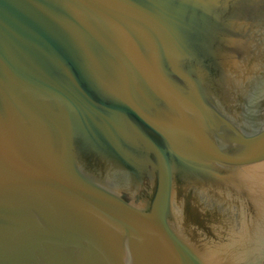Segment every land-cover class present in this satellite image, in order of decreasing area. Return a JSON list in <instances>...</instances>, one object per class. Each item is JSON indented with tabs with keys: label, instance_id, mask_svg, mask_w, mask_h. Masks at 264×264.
<instances>
[{
	"label": "water",
	"instance_id": "1",
	"mask_svg": "<svg viewBox=\"0 0 264 264\" xmlns=\"http://www.w3.org/2000/svg\"><path fill=\"white\" fill-rule=\"evenodd\" d=\"M0 264H264V0H0Z\"/></svg>",
	"mask_w": 264,
	"mask_h": 264
}]
</instances>
